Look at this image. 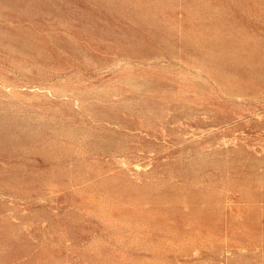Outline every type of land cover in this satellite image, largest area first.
I'll return each instance as SVG.
<instances>
[{
  "label": "rangeland",
  "instance_id": "374dc122",
  "mask_svg": "<svg viewBox=\"0 0 264 264\" xmlns=\"http://www.w3.org/2000/svg\"><path fill=\"white\" fill-rule=\"evenodd\" d=\"M0 264H264V0H0Z\"/></svg>",
  "mask_w": 264,
  "mask_h": 264
}]
</instances>
